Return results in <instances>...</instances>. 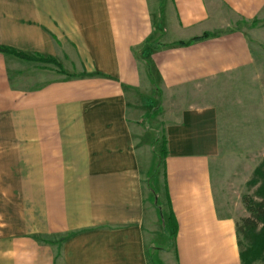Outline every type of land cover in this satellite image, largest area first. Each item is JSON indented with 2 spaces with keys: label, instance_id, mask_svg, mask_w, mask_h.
I'll return each mask as SVG.
<instances>
[{
  "label": "crops",
  "instance_id": "crops-1",
  "mask_svg": "<svg viewBox=\"0 0 264 264\" xmlns=\"http://www.w3.org/2000/svg\"><path fill=\"white\" fill-rule=\"evenodd\" d=\"M166 3L182 38L162 43L149 0L0 5V46L65 72L0 53V264H23L25 252L32 264H242L237 219L213 188L211 110L166 126L163 152L135 96L152 87L138 53L171 91L245 70L251 48L212 1ZM219 5L246 22L264 10V0ZM205 33L222 34L176 45ZM150 41L162 47L141 50ZM159 177L166 211L152 186ZM153 208L176 234L168 225L153 240Z\"/></svg>",
  "mask_w": 264,
  "mask_h": 264
},
{
  "label": "rangeland",
  "instance_id": "rangeland-1",
  "mask_svg": "<svg viewBox=\"0 0 264 264\" xmlns=\"http://www.w3.org/2000/svg\"><path fill=\"white\" fill-rule=\"evenodd\" d=\"M167 1L170 0H149L157 30L166 29L165 36L157 39L160 43L182 38V35L178 37L175 32L173 11L168 9ZM210 1L215 4L212 6L221 14V18L223 16L225 22H231L227 30L238 29L247 35L253 57L252 65L245 70L221 75L207 83L171 91L162 89L158 76L150 72L151 90L135 96L138 109L135 114L137 117L140 114L147 115L145 128L150 129L151 140L157 138L158 145L163 147L166 126L179 121L188 111L211 110L213 119L209 117L206 122L209 139L215 143V152L211 157L213 188L221 211L239 220L250 215L244 198L249 197L259 202L264 193L263 181H260L264 177V10L260 17L246 22L224 5H219V0ZM0 5H17V0H0ZM47 59L39 60V65L53 67L61 73L63 67L57 61L59 66ZM159 157L162 155L159 154ZM254 180L259 182L250 184ZM152 183L153 188L160 193L159 197L166 211L164 182L159 177ZM152 229L154 241L167 229L162 209L157 212L153 208ZM171 246L169 244L170 248ZM167 261V264L175 262L174 257Z\"/></svg>",
  "mask_w": 264,
  "mask_h": 264
},
{
  "label": "trees",
  "instance_id": "trees-1",
  "mask_svg": "<svg viewBox=\"0 0 264 264\" xmlns=\"http://www.w3.org/2000/svg\"><path fill=\"white\" fill-rule=\"evenodd\" d=\"M222 33L212 34V33H205L201 37L194 38L187 42H178L176 45L179 46H190L196 42H200L209 38H215L218 37ZM153 42H147L144 47L141 49L143 50L146 47H153L155 49H158L162 46H156ZM0 53L16 56L20 59L28 60V61H36L43 60L42 57H30L26 54H23L21 52H18L17 50L6 47V46H0ZM139 60L145 64L147 67L149 73H150V65L146 61L142 60L139 57V53L137 54ZM42 58V59H41ZM49 62L54 61L55 59H47ZM59 66V64L57 63ZM61 73H64L63 70H61ZM166 146V142H163V149ZM165 149L163 150V152ZM257 174H260V171H257ZM260 181H263V188L264 189V177ZM259 181L254 180L250 184L255 185ZM245 206L248 209L249 216L243 217L239 220H237L236 223V230H237V237H238V244L240 248V258L242 264H255L259 261L264 262V193L260 198V201H254L249 197L244 198ZM167 226L169 225V228L172 230H175L176 234V227L173 223L172 218H169L166 220Z\"/></svg>",
  "mask_w": 264,
  "mask_h": 264
},
{
  "label": "clouds",
  "instance_id": "clouds-1",
  "mask_svg": "<svg viewBox=\"0 0 264 264\" xmlns=\"http://www.w3.org/2000/svg\"><path fill=\"white\" fill-rule=\"evenodd\" d=\"M0 219H2V218H0ZM3 227H7V225L6 224H0V228H3ZM5 255L15 257L16 253L15 252H6ZM20 259H21V261H23V264H32L31 254L28 252L21 254Z\"/></svg>",
  "mask_w": 264,
  "mask_h": 264
}]
</instances>
